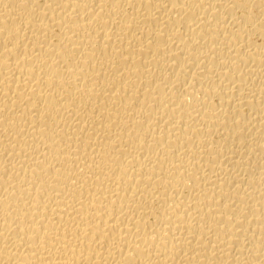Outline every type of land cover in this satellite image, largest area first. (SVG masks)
I'll use <instances>...</instances> for the list:
<instances>
[{"label":"bare ground","instance_id":"1","mask_svg":"<svg viewBox=\"0 0 264 264\" xmlns=\"http://www.w3.org/2000/svg\"><path fill=\"white\" fill-rule=\"evenodd\" d=\"M0 264H264V0H0Z\"/></svg>","mask_w":264,"mask_h":264}]
</instances>
